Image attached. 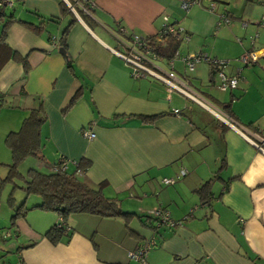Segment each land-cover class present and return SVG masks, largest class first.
Listing matches in <instances>:
<instances>
[{
  "label": "crops",
  "instance_id": "0c3cea01",
  "mask_svg": "<svg viewBox=\"0 0 264 264\" xmlns=\"http://www.w3.org/2000/svg\"><path fill=\"white\" fill-rule=\"evenodd\" d=\"M63 1L70 10L79 3ZM179 1L94 0V11L83 9L86 18L74 8L76 21L66 36V55L58 48L69 15L61 13L59 0L17 1L19 9L10 5L12 18L0 19V33L4 20H12L0 41V163L10 162L6 133L18 129L27 110L41 103L46 113L40 131L43 161L37 159L31 166L50 170L64 160L65 169L73 171L78 160L89 159V168L76 175L92 187L104 182L105 196L142 216L72 213L62 221L66 233L53 242L46 231L59 216L34 207L40 197L21 190L19 197L13 193L14 208L22 201L28 208L14 222V208L8 205V212L0 204L2 264L6 257L18 258L19 264L132 263L127 252L149 240L155 243L143 264H264V153L200 104L176 90L169 93L160 80L132 77L131 67L116 52L123 49L120 39L112 33L120 25L124 35L155 34L166 14L183 29L182 35H188L181 39L185 47L179 55L201 51L228 61L222 68L226 75L238 73L236 87L225 90L220 102L212 101L221 107L231 99V115L259 142L264 139V26L257 22L264 0H201L203 7H189L184 17ZM211 2L212 11L206 8ZM219 14L230 22L216 27ZM46 17L55 20H46L39 30L18 21L38 24ZM203 36H212V48L188 46ZM248 51L257 56L252 64L237 59ZM14 53L26 57L27 71ZM201 62L192 74L179 59L173 60V69L177 79L209 99L204 86L210 85V70ZM78 89L74 103L64 108ZM175 108L180 112L174 113ZM156 114L151 121L138 117ZM84 131H93L94 137H85ZM0 165L5 169L0 172L1 203L7 168ZM215 175L220 178L211 181L210 199L201 200L196 188ZM165 177L174 178V183L165 184ZM156 208L166 209L175 224L155 229L143 222L145 213Z\"/></svg>",
  "mask_w": 264,
  "mask_h": 264
},
{
  "label": "trees",
  "instance_id": "16d2710c",
  "mask_svg": "<svg viewBox=\"0 0 264 264\" xmlns=\"http://www.w3.org/2000/svg\"><path fill=\"white\" fill-rule=\"evenodd\" d=\"M16 1L21 2L22 0ZM78 2L80 5L74 4V8L81 16H84V18H86V14L83 11V7L85 10L87 9L88 12L94 11V0H78ZM12 3L13 1L11 0V6ZM59 6L61 8L62 14L69 15V22L64 26L60 38V45L65 50L67 33L70 30V26L76 21V19L74 17L73 11L67 7L63 0H59ZM3 7H5V5H0V19H3L5 16L11 19L13 16L12 13L9 12V14L6 15ZM10 19H5L3 22L0 33V41H3L6 36L9 25L12 22ZM46 20H55V18L46 17L45 21H41L38 24H33L25 20L18 21L23 22L29 27H33V29L35 28L39 30L44 29ZM167 26L169 28L176 27L170 21L167 22ZM120 27V25L116 26L117 29ZM161 30L162 26L160 30L157 31V33L143 36L151 53L157 54L162 60H166V62L173 59L175 56H181L178 53L181 37L176 36L168 29H166V33L162 34V32H160ZM198 53L204 52L199 51ZM13 57L22 63L24 72L28 70L29 65L25 56L14 53ZM67 64L70 68H72L71 60L68 58ZM208 66L210 70L209 84H215L217 68L212 63H208ZM79 94L80 89L73 92V94L67 100L64 108H68L71 104H73ZM229 101H231V99ZM229 101L222 102L223 105L221 107L219 106V108L234 118L231 115L232 113H230L231 110ZM158 115L159 114L139 115L138 117L142 121H151L155 116ZM45 120L46 113L42 104L39 103L37 106L31 107L27 110V114L22 119L18 129L7 132L4 137V143L10 151L11 160L9 163H0L5 165L7 168L6 175L1 179V184L5 182H10L12 184V188L8 195L9 205L14 208L15 204H13V189L15 187H19L21 190H23L26 196L36 195L40 197V202L36 205H33L34 207L53 210L64 222H66V218L72 213H90L106 217L121 216L126 219L131 215H136L141 219L142 216H140L138 213L123 210L118 200L105 196L101 189V186L104 182H101L97 187H92L76 175L78 170L85 171L89 168L91 165L89 159L82 158L78 160V162H76V168L73 171H68L66 169L60 170L62 160L53 164L50 170H43L33 166L28 167L24 173L19 170V165L28 156H34L38 160L43 161V144L41 142L40 131ZM222 162L221 165L224 164V160H222ZM214 178L220 177L215 175L196 188V192L201 200L206 201L210 199V184ZM17 179L21 184H18ZM27 208L28 207L25 206L24 201L20 202L13 210L11 222H14L18 215H23ZM156 218L157 217H155L153 214L146 212L144 219L142 220L147 225L157 229L158 225H155ZM57 223L46 231V236L53 242L58 240V238L66 233V224L63 223L61 226H58Z\"/></svg>",
  "mask_w": 264,
  "mask_h": 264
},
{
  "label": "built area",
  "instance_id": "2783aa9c",
  "mask_svg": "<svg viewBox=\"0 0 264 264\" xmlns=\"http://www.w3.org/2000/svg\"><path fill=\"white\" fill-rule=\"evenodd\" d=\"M69 4V3H68ZM80 5V3H78ZM198 4L202 5L201 0H181L180 7L182 9L188 10L189 7ZM0 5H11V0H0ZM70 5V4H69ZM82 6V5H81ZM70 8L73 9V6L70 5ZM206 8L209 10L214 9V3H209ZM84 9V7H83ZM85 10V9H84ZM85 11L88 12L86 9ZM162 34L166 33V29L172 31L176 36L181 37V39H188L187 34H183V29L179 27L169 28L167 26L168 16L163 15L162 17ZM230 18L227 17L225 14H219L218 19L216 21V27H218L221 23H229ZM243 26L246 25L245 22L242 23ZM257 25L264 26V6H263V13L261 19L257 22ZM130 44L124 42L123 40H119L122 44L123 49H116V52L122 59L131 67V76L134 78H139L142 76L150 75L157 80H160L166 85V88L169 93L173 92V90L178 91L179 93L183 94L187 99H190L198 104H200L203 108H205L208 112L212 113L215 117L220 119L226 125L237 129L240 133H242L248 140H250L253 145H255L260 151L264 153V139L258 138V141H254L249 136H247L242 128V125L238 124L237 121L232 118L230 115L223 112L221 109H218L216 106L211 104L198 92H195L193 89L189 88L183 80H179L175 76V71L173 69V59L169 60L168 69L164 70L159 66L155 65L153 60L154 59H161L157 54L151 53L150 49L148 48L145 40L143 37L134 35L131 38ZM181 59L184 64V67L191 71L194 69L195 64L199 61H205L207 63H212L216 66L217 71V78L218 83L217 87L219 90L225 91L227 89H233L237 85L238 81V73L235 75H226L222 68L228 63L226 60H220L213 57H209L204 53H189L186 55L177 56ZM256 54L254 51H248L243 53L237 59L240 60L242 63L245 64H252L256 61ZM176 80V81H174ZM167 99H170V95L167 96ZM174 113H179L180 110L175 108L173 109ZM85 137L92 138L94 137L93 131H84L83 132ZM66 168L65 161L62 160L60 170ZM186 173V170L182 168L180 170V174L183 175ZM165 184H172L174 183L175 179L172 177H165L162 179ZM148 213L153 214L156 218L155 225L165 224L169 226H173L175 221L171 219L169 212L164 208H156ZM63 224L62 219L59 218L57 225L61 226ZM154 240L146 241L144 244L135 247L132 250L127 252V258L132 263H123V264H143L145 262V254L148 249L154 244ZM111 264H119V263H111Z\"/></svg>",
  "mask_w": 264,
  "mask_h": 264
},
{
  "label": "rangeland",
  "instance_id": "374dc122",
  "mask_svg": "<svg viewBox=\"0 0 264 264\" xmlns=\"http://www.w3.org/2000/svg\"><path fill=\"white\" fill-rule=\"evenodd\" d=\"M181 1V0H180ZM180 1H179V6H180ZM13 5H14V8L16 7V8H18L19 9V7H17L18 6V3H17V1L15 0V1H13ZM195 5H198V4H195ZM203 5L204 4H202V5H198L199 7H203ZM4 8V12L6 13V15H8L9 14V12H10V9H11V6H9V5H5V7H3ZM181 8V7H180ZM181 11H183L182 12V15H183V17L184 16H186V10L185 9H183L182 10V8H181ZM21 12H18V14H20ZM23 13H25V12H23ZM27 15H30V14H28L27 13ZM163 15H166V14H163ZM163 15H162V17H163ZM23 15H21L20 17H22ZM5 18H7V16H5ZM58 24L57 23H53V22H49V24H48V26H57ZM63 26V25H62ZM125 32V31H124ZM124 32L123 31H119V29H115V31H113L112 33L117 37V38H119V39H121V40H123L124 42H126V43H128V44H130L129 42L131 41V37L132 36H134L135 34H137V33H134V32H130V31H128L127 33H125V35H124ZM130 33V34H129ZM229 38V37H228ZM113 41H112V44L113 45H115V42L117 41L116 39H112ZM216 40H218L219 42H222V40H220V37H216ZM236 39L233 37V39L231 38V41H235ZM182 45H180V47H179V49H178V53H180V51H181V49L182 48H184L185 47V42L184 41H182V43H181ZM190 45H196V46H199V47H202V46H204V47H208V48H212L213 47V38H212V36H203V37H200L198 40H196V41H193L192 40V42H190V43H188V46H190ZM187 46V45H186ZM218 49H220V47H218ZM174 60L176 59V62H178V57L177 56H175L174 58H173ZM180 60V59H179ZM181 61V60H180ZM153 62H154V64L155 65H157V66H159L160 68H162V69H167V64H166V60H161V59H154L153 60ZM200 63H203V62H201V61H199V62H197L195 65H199ZM205 63V62H204ZM184 65V64H183ZM183 69V68H182ZM184 70H185V72H187V73H189V74H192V70L191 71H189V70H187V69H185L184 68ZM217 76H216V78H215V84L214 85H209V86H204L205 88H206V90L207 91H205L207 94H209V99H211V100H209V99H207V98H205L207 101H209L211 104H213L214 106H216L218 109H221V108H219V106H217L213 101H215L216 103H218V102H220L221 100H222V97H223V95L226 93V92H224V91H222V90H219L218 89V87H217V83H218V81H217ZM228 92V91H227ZM228 94H229V92H228ZM213 100V101H212ZM222 110V109H221ZM223 111V110H222ZM224 112V111H223ZM10 155V154H9ZM9 161L11 160V155L9 156V159H8ZM37 161V158L36 157H34V156H28L20 165H19V170L22 172V173H24L25 172V170L29 167V166H31L33 163H35ZM41 169H43V170H46V167H44L43 166V168L41 167ZM5 169L0 165V172L2 171H4ZM17 182H18V184H21L19 181H18V179H17ZM4 186V188H3V190H4V192H3V198H2V202L0 203L1 205H2V207H3V209L4 210H6V211H8V212H10V209H9V207H8V203H7V195H8V192H9V190H10V187H11V183L10 182H5L4 184H3ZM21 189L19 188V187H17V188H14L13 189V193H15V195L17 196V197H19L20 195H21ZM36 196V195H35ZM37 197H39V196H37ZM6 260H7V262H10V264H19V261H18V258H17V260L16 259H11V257H6ZM3 263V264H8V263ZM0 264H2V259L0 258Z\"/></svg>",
  "mask_w": 264,
  "mask_h": 264
},
{
  "label": "water",
  "instance_id": "95a60500",
  "mask_svg": "<svg viewBox=\"0 0 264 264\" xmlns=\"http://www.w3.org/2000/svg\"><path fill=\"white\" fill-rule=\"evenodd\" d=\"M58 51H59L60 53H62L63 55H66V54H65V50L63 49L62 46H60V47L58 48Z\"/></svg>",
  "mask_w": 264,
  "mask_h": 264
},
{
  "label": "clouds",
  "instance_id": "9594fccd",
  "mask_svg": "<svg viewBox=\"0 0 264 264\" xmlns=\"http://www.w3.org/2000/svg\"><path fill=\"white\" fill-rule=\"evenodd\" d=\"M73 6V5H72ZM73 9H74V6H73ZM72 10V9H71Z\"/></svg>",
  "mask_w": 264,
  "mask_h": 264
}]
</instances>
